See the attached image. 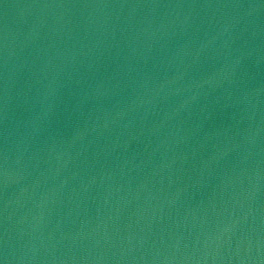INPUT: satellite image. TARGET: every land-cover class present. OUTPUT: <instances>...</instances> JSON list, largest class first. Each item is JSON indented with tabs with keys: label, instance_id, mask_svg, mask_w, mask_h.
<instances>
[{
	"label": "water",
	"instance_id": "95a60500",
	"mask_svg": "<svg viewBox=\"0 0 264 264\" xmlns=\"http://www.w3.org/2000/svg\"><path fill=\"white\" fill-rule=\"evenodd\" d=\"M2 264H264V0H0Z\"/></svg>",
	"mask_w": 264,
	"mask_h": 264
},
{
	"label": "snow or ice",
	"instance_id": "6c2138e0",
	"mask_svg": "<svg viewBox=\"0 0 264 264\" xmlns=\"http://www.w3.org/2000/svg\"><path fill=\"white\" fill-rule=\"evenodd\" d=\"M0 264H2V261H0Z\"/></svg>",
	"mask_w": 264,
	"mask_h": 264
}]
</instances>
